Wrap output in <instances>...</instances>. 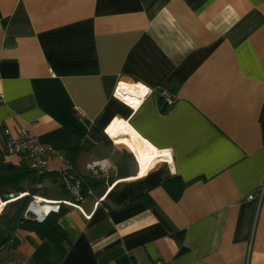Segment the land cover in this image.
Returning <instances> with one entry per match:
<instances>
[{"label":"crops","instance_id":"1","mask_svg":"<svg viewBox=\"0 0 264 264\" xmlns=\"http://www.w3.org/2000/svg\"><path fill=\"white\" fill-rule=\"evenodd\" d=\"M0 93L2 150L30 131L58 171L84 145L75 169L100 180L63 206L64 255L16 228L0 264H264V0H0ZM131 130L158 160L143 174Z\"/></svg>","mask_w":264,"mask_h":264},{"label":"trees","instance_id":"2","mask_svg":"<svg viewBox=\"0 0 264 264\" xmlns=\"http://www.w3.org/2000/svg\"><path fill=\"white\" fill-rule=\"evenodd\" d=\"M84 147L82 145L76 149H68L65 155L71 165V172L75 178L81 181V191L85 196L88 188H93L100 180L84 179L75 169L76 155ZM5 156L4 150L0 148V198L4 200L5 194H13L15 197L19 193L27 192V194L9 201L6 204L8 207L0 212V224L4 226V229H0V247L10 240L12 245H14L13 232L16 228H22L34 231L40 238L47 239L60 255H64L67 250L66 244L69 242L67 233L59 224V218L65 211L64 207L59 212L48 214L42 221L23 216V212L29 203L30 195L40 194L43 196L47 182L60 185L63 191L67 193L61 172L59 170L38 172L31 168L27 162L16 164L7 160ZM185 185L186 183L177 175L164 183L165 189L173 199L179 198ZM5 230L8 232L4 235Z\"/></svg>","mask_w":264,"mask_h":264},{"label":"built area","instance_id":"3","mask_svg":"<svg viewBox=\"0 0 264 264\" xmlns=\"http://www.w3.org/2000/svg\"><path fill=\"white\" fill-rule=\"evenodd\" d=\"M114 95L126 103L125 100L121 99L117 94V88H115ZM161 97L167 103H170L175 94L167 89L161 91ZM0 103H4V97L0 93ZM75 115L81 117L84 115V110L82 108H75ZM4 154L6 155H27L29 156L28 164L31 168L35 169L38 172L51 171L49 160L52 156L57 158H63L61 152L56 150L53 146L47 143L39 141L37 136L30 131L20 130L15 136H13L7 147L4 149ZM72 168L69 162H65L63 166L59 169L62 174V180L64 187L70 198L61 199V200H46L40 196L33 195L32 199L29 201L26 206L23 216L25 218H34L38 221H42L48 214L59 212L63 206L68 207H78L79 202L85 197L81 191V181L78 178H75L71 172ZM90 192V191H89ZM27 194V192H24ZM23 196L22 193H19L16 197L18 198ZM253 195H249V198H252ZM47 207V209H43ZM40 210H37V209ZM1 264H26L19 260L8 259L3 261ZM154 264H167L163 260H157Z\"/></svg>","mask_w":264,"mask_h":264},{"label":"bare ground","instance_id":"4","mask_svg":"<svg viewBox=\"0 0 264 264\" xmlns=\"http://www.w3.org/2000/svg\"><path fill=\"white\" fill-rule=\"evenodd\" d=\"M136 85L135 84L129 85L126 82L122 81L119 86L124 88L125 91L129 94V96H131V98H134L135 100L140 101L139 94L144 91L142 90L141 87H138ZM117 143H120L126 146L129 150H131L138 156L141 162V172H140L141 174L145 173L149 168L154 166V164L158 161L156 160V158H154V153L150 152V149L152 146L148 142L143 140L134 130L129 131L122 138L118 139ZM22 194L24 195L26 193H22ZM5 204H6V201L0 198V210Z\"/></svg>","mask_w":264,"mask_h":264},{"label":"rangeland","instance_id":"5","mask_svg":"<svg viewBox=\"0 0 264 264\" xmlns=\"http://www.w3.org/2000/svg\"><path fill=\"white\" fill-rule=\"evenodd\" d=\"M120 146L122 147V148H126V147H124L123 145H121L120 144ZM59 188H62L60 185H55L54 183H50V182H47L46 183V185H45V190H44V193H43V195H52V194H54L55 192H57V190H59ZM63 189V188H62ZM33 195H40V194H31L30 195V200L32 199V196ZM2 199V198H1ZM16 198H10V199H8V200H6V204L9 202V201H11V200H15ZM3 200V199H2ZM29 200V201H30ZM5 201V200H4ZM4 205L3 207H2V209L0 210V212L3 210V209H5V208H7L8 206L7 205ZM0 229H4V226L2 225V224H0ZM7 232L8 231H6L5 230V232H4V235L5 234H7ZM0 241H1V237H0ZM3 260V252L2 251H0V262Z\"/></svg>","mask_w":264,"mask_h":264},{"label":"water","instance_id":"6","mask_svg":"<svg viewBox=\"0 0 264 264\" xmlns=\"http://www.w3.org/2000/svg\"><path fill=\"white\" fill-rule=\"evenodd\" d=\"M15 196L13 195V194H10V195H8V194H5L4 195V200L6 201V200H8V199H10V198H14Z\"/></svg>","mask_w":264,"mask_h":264},{"label":"snow or ice","instance_id":"7","mask_svg":"<svg viewBox=\"0 0 264 264\" xmlns=\"http://www.w3.org/2000/svg\"><path fill=\"white\" fill-rule=\"evenodd\" d=\"M165 155H167V153H165Z\"/></svg>","mask_w":264,"mask_h":264}]
</instances>
